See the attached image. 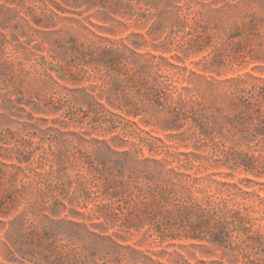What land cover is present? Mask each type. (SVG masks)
<instances>
[{
    "label": "rangeland",
    "instance_id": "1",
    "mask_svg": "<svg viewBox=\"0 0 264 264\" xmlns=\"http://www.w3.org/2000/svg\"><path fill=\"white\" fill-rule=\"evenodd\" d=\"M0 264H264V0H0Z\"/></svg>",
    "mask_w": 264,
    "mask_h": 264
}]
</instances>
